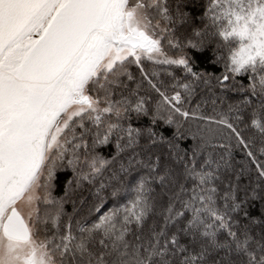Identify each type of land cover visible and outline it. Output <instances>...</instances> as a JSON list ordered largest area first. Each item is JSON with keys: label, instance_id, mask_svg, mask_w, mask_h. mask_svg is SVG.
I'll list each match as a JSON object with an SVG mask.
<instances>
[{"label": "snow or ice", "instance_id": "1", "mask_svg": "<svg viewBox=\"0 0 264 264\" xmlns=\"http://www.w3.org/2000/svg\"><path fill=\"white\" fill-rule=\"evenodd\" d=\"M0 264H264V0H0Z\"/></svg>", "mask_w": 264, "mask_h": 264}]
</instances>
